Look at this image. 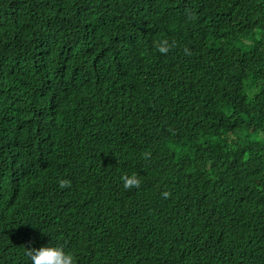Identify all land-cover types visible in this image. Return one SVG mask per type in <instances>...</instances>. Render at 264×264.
Masks as SVG:
<instances>
[{"label":"trees","instance_id":"1","mask_svg":"<svg viewBox=\"0 0 264 264\" xmlns=\"http://www.w3.org/2000/svg\"><path fill=\"white\" fill-rule=\"evenodd\" d=\"M47 245L264 264V0H0V264Z\"/></svg>","mask_w":264,"mask_h":264},{"label":"clouds","instance_id":"2","mask_svg":"<svg viewBox=\"0 0 264 264\" xmlns=\"http://www.w3.org/2000/svg\"><path fill=\"white\" fill-rule=\"evenodd\" d=\"M189 20L195 19L194 13L188 14ZM176 47V42L173 40L169 42L167 39H161L156 42L155 48L160 54L166 55L171 49ZM186 54H191L185 49ZM147 159L149 154H144ZM122 181V187L126 190L132 188H139L140 179L137 174H123L120 177ZM58 187L64 189L70 187V181L61 179L58 183ZM162 195L167 198L170 193L164 192ZM24 255L28 258L30 264H76V259L73 253L66 252L62 245L56 246H41L39 248L24 247Z\"/></svg>","mask_w":264,"mask_h":264}]
</instances>
